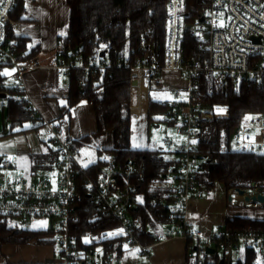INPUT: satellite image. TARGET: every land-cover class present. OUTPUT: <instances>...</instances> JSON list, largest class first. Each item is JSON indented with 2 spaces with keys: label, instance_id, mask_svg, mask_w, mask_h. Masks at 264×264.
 I'll return each mask as SVG.
<instances>
[{
  "label": "built area",
  "instance_id": "1",
  "mask_svg": "<svg viewBox=\"0 0 264 264\" xmlns=\"http://www.w3.org/2000/svg\"><path fill=\"white\" fill-rule=\"evenodd\" d=\"M205 1L199 16L189 20L186 0H169L163 52L156 44L144 39L140 43L141 54L131 65L132 113H135L134 104L141 102L150 109L154 101L164 109L161 112L164 121L176 128V137L166 135L164 138L172 154L163 185L170 190V219L173 222L164 232L154 235L152 244L140 241L138 224L132 215L139 202L138 183L145 178L144 170L134 163L123 166L116 162L113 153H107L102 175L93 179L86 173L87 168L80 161L81 146L74 135L59 123L44 119L26 93L24 72L36 65L19 59L18 43L8 34L9 30L15 31L20 25L11 15L17 0H4L0 5V59L15 67L19 91L15 100L29 103L31 122L43 124L47 139L57 153L55 182L45 177L8 180L5 173L13 168V163L9 159L1 160L0 216L49 218L58 244V264H123L112 252L101 255L92 252L93 247L105 239L104 231L84 236L83 247L79 246L78 238L72 232V225L80 219L81 174H84L83 182L88 193L94 197L102 213L118 222L123 243L137 247L147 258V264H155L153 244L175 237L192 240L189 248L195 246L199 264L204 263L208 248L221 249L229 263L248 249L256 250L264 258V231L217 228L205 236L188 223L192 195L202 196L209 190L200 182L203 158L199 141L203 127L213 119L228 116L216 110L207 97L224 86L238 89L242 85L264 82V0ZM187 36L198 41L202 58L186 57ZM111 66L112 61L106 59L96 58L84 64L60 54L56 65L67 77L76 67L89 73L93 69L103 70ZM166 72H177L185 84L174 89L173 98L153 100L151 90H164L158 81ZM133 80L137 83L133 84ZM141 83L146 88L140 101ZM249 116L255 119L244 118L237 125L231 147L240 153L264 154V114ZM228 196L232 207L252 205L264 208V200H261L264 182L253 180L246 186L233 187L228 190Z\"/></svg>",
  "mask_w": 264,
  "mask_h": 264
},
{
  "label": "trees",
  "instance_id": "2",
  "mask_svg": "<svg viewBox=\"0 0 264 264\" xmlns=\"http://www.w3.org/2000/svg\"><path fill=\"white\" fill-rule=\"evenodd\" d=\"M65 1L70 9L69 24L65 35L59 37L58 53L84 64L96 58L106 59L112 61V66L103 70L93 69L89 73L79 67L71 69L68 77L69 96L61 107V118L70 117L72 109L82 101L91 103L95 109L98 128L95 133L78 139V144L98 145L104 131H110L113 145L106 149V153H113L116 162L123 166L134 163L144 170L145 178L138 183L139 193L143 194L144 201L135 207L132 215L138 224L137 236L140 241H145L149 237L152 238L148 233L149 227L173 222L170 219V192L151 185L165 179L169 160L160 149L131 147V65L135 57L141 54L140 43L144 39L156 44L163 52L169 0ZM186 2L189 20L196 19L206 5L205 0ZM26 4L27 0H17L11 13L12 17L19 18L25 11ZM8 34L18 43L21 61L32 60L39 54V45H34L27 52L28 38L19 37L12 30H9ZM185 55L191 59L202 58L203 52L194 37H186ZM118 63L121 64L120 67L117 66ZM8 64L0 59V73H3V67ZM5 78V75H0V94H9L2 113L5 111L11 126L21 127V130L43 126L42 123L34 125L31 122L29 103L15 100L19 91L17 88L6 87ZM207 99L216 110L224 109L223 112L228 116L213 119L203 127L199 141L203 158L200 182L209 189L217 183H222L229 190L246 186L253 180H264V154L240 153L231 147L232 135L237 125L246 116L264 113V82L242 85L238 89L224 86L212 92ZM163 110L152 101L149 117ZM28 123L31 126L25 127ZM54 162L55 160L51 164ZM105 165L106 161L100 160L88 167L86 173L96 179L104 173ZM79 181L83 195L78 206L80 219L72 225V232L78 238L79 246L83 247L81 239L84 236L115 227L118 222L102 213L94 197L86 189L84 174L80 175ZM8 219L0 216V240L3 242L28 243L51 231H17L9 227ZM220 228L230 231H264V220L229 217L226 224ZM189 241L191 244L192 240ZM114 243H118L117 240ZM188 249L187 264H199L195 246ZM203 264H264V258L256 250L248 249L229 263L216 250L206 256Z\"/></svg>",
  "mask_w": 264,
  "mask_h": 264
},
{
  "label": "crops",
  "instance_id": "3",
  "mask_svg": "<svg viewBox=\"0 0 264 264\" xmlns=\"http://www.w3.org/2000/svg\"><path fill=\"white\" fill-rule=\"evenodd\" d=\"M69 16L70 9L65 0H27L25 11L22 12L19 18H14L20 22V25L13 32L19 37L29 39L27 52L34 45L40 46L39 54L34 59L25 61L36 65L26 69L24 72V80L27 87L26 93L31 103L44 119L49 122L59 123L78 140L95 133L98 126L95 109L91 103L86 101H82L75 106L71 111L70 117L65 116L61 118V107L66 103L69 96L68 77L56 65L59 55V37L65 35L67 31ZM8 65L3 67V73L8 69ZM14 71H10L11 75L15 74ZM7 80L8 76L5 78V86L12 88ZM158 82L164 90L176 89L185 84L177 72H166ZM3 94H6L7 97L4 98ZM8 98L9 94L7 92L0 94V99ZM6 104L7 100L2 102V112ZM139 107V110L132 113V118L143 115L149 116L150 109L146 104ZM0 122H2L0 124V162L2 159H9L11 157L9 160L13 163V168L5 173L6 178L8 180H16L9 177L10 171L15 169L19 173L25 174L22 177H45L55 182L57 176L55 166L57 153L55 147L47 139V129L43 126L38 129L29 128L27 130H21V127H13L11 126V121L6 117L5 111L4 114L2 113V120ZM63 122L66 123L63 124ZM29 126H31L30 123L25 125V127ZM104 132L107 133V131ZM110 134L112 137L111 145L103 141L102 147H99L101 144L95 146L90 144L80 145L82 152L80 154V161L83 166L88 168L100 160H106L107 153L104 157H101V152L103 149L106 150L112 147L113 136L111 132ZM142 145L145 146L131 147L135 149H152L148 146V140ZM87 146L98 149H87ZM160 150L163 151V155L166 157L167 150L162 148ZM166 158L169 159L168 157ZM51 159L52 161L55 160L54 164H51ZM39 171H45L47 174L45 176H38L36 173ZM102 174L103 172L100 175ZM165 181L166 174L164 180L154 182L151 185L162 187L170 192L163 185ZM217 184L223 185L222 183ZM216 185L202 196L192 195L187 214L188 223L192 228L199 230L206 236L218 227L224 226L229 217L241 216L255 220H264V218L234 214L233 212L237 207L229 205L228 190L224 185L227 192L226 206L222 204L217 205L218 190L215 189ZM139 194L137 205L144 201L143 194ZM14 219L16 218H9L8 225L17 231L26 229L51 231L32 239L28 243L3 242L0 240V264H58L60 262L58 244L55 239V232L51 226L43 229L18 228ZM170 225L171 223L167 222L156 224L155 227L148 228V233L153 238L155 234L164 232ZM102 231H104L105 239L93 247V253L101 255L112 252L123 264H147V258L140 251L133 254L134 250L138 249L137 247L123 243L117 225ZM111 233L116 234L109 235ZM83 238L81 239L82 241ZM152 238L149 237L141 242L152 244L154 241ZM115 240L118 243L115 244ZM189 245L190 241L183 237H175L153 244L152 259L155 264H187Z\"/></svg>",
  "mask_w": 264,
  "mask_h": 264
},
{
  "label": "rangeland",
  "instance_id": "4",
  "mask_svg": "<svg viewBox=\"0 0 264 264\" xmlns=\"http://www.w3.org/2000/svg\"><path fill=\"white\" fill-rule=\"evenodd\" d=\"M7 71H14L15 67L11 64H9ZM9 71V72H10ZM15 73V71H14ZM8 84L11 85V87L16 88L18 85V81L17 78L14 75H10L8 76V80H7ZM153 86V85H152ZM146 88V86H144L142 83L140 84V88L138 91V95L140 97V101L142 100V95L141 93L143 92V90ZM174 93L175 90L174 89H166V90H156V89H152L151 90V98L153 100H158V99H167L169 100V98H163V97H170L173 98L174 97ZM12 96V93L11 95ZM160 97V98H158ZM9 99V98H8ZM8 99H0V121L2 120V102L4 101H8ZM141 106V102L139 104H134L133 109L135 110V112L137 110L140 109ZM150 112V110H149ZM226 114V112H221ZM257 114H264V113H257ZM157 119V120H156ZM2 122H0L1 124ZM66 122H63V124H65ZM3 125V124H2ZM46 129V128H45ZM166 135H170L171 137H176V128L173 127L171 124L167 123L164 121V113H153L150 117L147 115H143V116H136L132 118V134H131V146L132 147H139V146H145L142 145L145 143L146 140L149 141V147L152 149H164L167 150L166 153V157L168 158H172V154L169 153V147L164 143V138ZM46 136H47V132H46ZM105 136V137H103ZM106 139V141H105ZM102 141L103 142H108L109 145H111L112 143V137L109 131H107V133H103L101 140L98 142V144L100 143L101 145H99V147H102ZM107 143V144H108ZM87 149H92V150H97L98 148L94 147L91 148L90 146L86 147ZM82 153V152H81ZM80 153V154H81ZM106 155V150H102L101 152V157H104ZM93 157V156H92ZM21 172V171H20ZM38 176H45L47 173L44 171H39ZM10 179H18V178H22V176H25V174L19 173L18 170L12 169L10 171ZM264 182V180H259ZM215 189L218 190V196H217V205L218 204H222L226 206V189L223 185L221 184H217ZM236 215H245V216H250V217H256V218H264V208L261 207H254L252 205H247L245 207H237V209H235V211L233 212ZM41 221H46V227H36L34 228L33 225L37 224V222H41ZM14 222L17 224L18 228H32V229H43V228H48V227H52V221L49 218H39V217H31V218H16L14 219ZM220 228V227H218ZM56 236V234H55ZM217 253H219V255L221 257L223 256V251L221 249H219L217 251Z\"/></svg>",
  "mask_w": 264,
  "mask_h": 264
},
{
  "label": "snow or ice",
  "instance_id": "5",
  "mask_svg": "<svg viewBox=\"0 0 264 264\" xmlns=\"http://www.w3.org/2000/svg\"><path fill=\"white\" fill-rule=\"evenodd\" d=\"M3 4H4V0H0V5H3ZM0 75L10 76L11 72L5 70V72L4 73H0ZM158 98H160V97H158ZM163 98H169L170 99V97H163ZM218 111L223 112L224 109H218ZM252 119H255V117H252V116H246L245 117V120H252ZM192 143H195V141H192ZM9 159H11V157H9ZM105 159H107V158H105ZM46 224H47L46 221H41V222H37V224H34L33 227L34 228H36V227H46ZM12 226H14V225H12ZM120 231L122 232V230H120ZM115 234L116 233H111L109 235H115ZM85 242H87V240ZM137 251H139V249L134 250L133 254H135V252H137Z\"/></svg>",
  "mask_w": 264,
  "mask_h": 264
},
{
  "label": "water",
  "instance_id": "6",
  "mask_svg": "<svg viewBox=\"0 0 264 264\" xmlns=\"http://www.w3.org/2000/svg\"><path fill=\"white\" fill-rule=\"evenodd\" d=\"M103 54H104V52L101 53V55H103ZM136 83H137V80H133V84H136ZM2 96H3L4 98L7 97L6 94H3ZM261 200H264V196L261 197ZM207 251H208V253H210V254L215 253V248H208Z\"/></svg>",
  "mask_w": 264,
  "mask_h": 264
}]
</instances>
